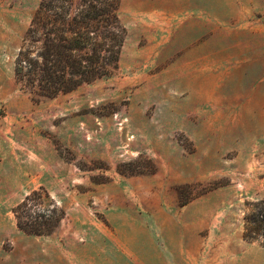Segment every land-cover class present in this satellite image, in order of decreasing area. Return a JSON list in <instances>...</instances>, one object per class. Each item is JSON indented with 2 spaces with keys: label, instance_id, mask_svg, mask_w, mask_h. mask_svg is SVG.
Listing matches in <instances>:
<instances>
[{
  "label": "rangeland",
  "instance_id": "374dc122",
  "mask_svg": "<svg viewBox=\"0 0 264 264\" xmlns=\"http://www.w3.org/2000/svg\"><path fill=\"white\" fill-rule=\"evenodd\" d=\"M39 2L0 0V264H264V0H122L119 68L54 98L14 71ZM41 186L66 215L27 234Z\"/></svg>",
  "mask_w": 264,
  "mask_h": 264
},
{
  "label": "trees",
  "instance_id": "16d2710c",
  "mask_svg": "<svg viewBox=\"0 0 264 264\" xmlns=\"http://www.w3.org/2000/svg\"><path fill=\"white\" fill-rule=\"evenodd\" d=\"M122 0H40L15 58L22 87L54 98L83 84L112 75L119 68L128 30L121 20ZM121 173L154 171L126 168ZM81 167V166H80ZM243 238L264 247V197L246 202ZM19 230L49 235L66 211L43 186L13 208Z\"/></svg>",
  "mask_w": 264,
  "mask_h": 264
}]
</instances>
